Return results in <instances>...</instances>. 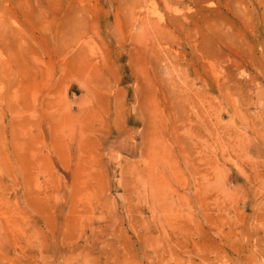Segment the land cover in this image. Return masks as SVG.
<instances>
[{"label": "rangeland", "instance_id": "374dc122", "mask_svg": "<svg viewBox=\"0 0 264 264\" xmlns=\"http://www.w3.org/2000/svg\"><path fill=\"white\" fill-rule=\"evenodd\" d=\"M0 264H264V0H0Z\"/></svg>", "mask_w": 264, "mask_h": 264}]
</instances>
